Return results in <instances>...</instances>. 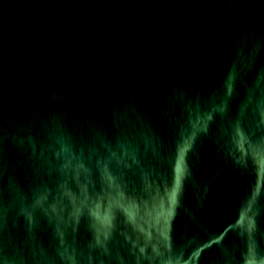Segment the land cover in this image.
<instances>
[{
  "label": "water",
  "instance_id": "water-1",
  "mask_svg": "<svg viewBox=\"0 0 264 264\" xmlns=\"http://www.w3.org/2000/svg\"><path fill=\"white\" fill-rule=\"evenodd\" d=\"M0 264H264V0H0Z\"/></svg>",
  "mask_w": 264,
  "mask_h": 264
}]
</instances>
